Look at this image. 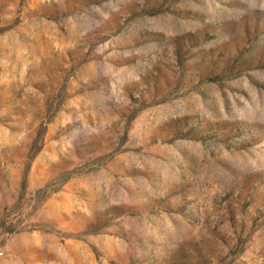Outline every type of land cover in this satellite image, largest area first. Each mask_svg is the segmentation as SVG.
<instances>
[{"label": "rangeland", "instance_id": "obj_1", "mask_svg": "<svg viewBox=\"0 0 264 264\" xmlns=\"http://www.w3.org/2000/svg\"><path fill=\"white\" fill-rule=\"evenodd\" d=\"M0 264H264V0H0Z\"/></svg>", "mask_w": 264, "mask_h": 264}]
</instances>
